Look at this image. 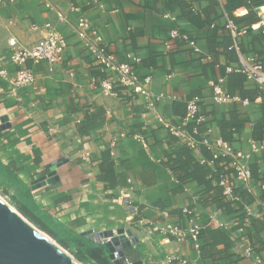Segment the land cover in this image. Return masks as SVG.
Here are the masks:
<instances>
[{"label":"crops","instance_id":"obj_1","mask_svg":"<svg viewBox=\"0 0 264 264\" xmlns=\"http://www.w3.org/2000/svg\"><path fill=\"white\" fill-rule=\"evenodd\" d=\"M49 1L54 9L42 0L0 2V71L6 69L10 77L16 70L10 39L16 41L15 48L31 46L46 35L47 22L69 37L62 62L50 66L27 61L37 82L19 97L0 73V124L5 116L10 123L0 131L1 161L15 165L30 188L34 180L55 171L54 181L31 189L36 204L80 234L131 230L139 239L137 246L125 249L131 262L264 264V133L260 139L254 136L255 126L264 121V94L235 71L254 62L264 66L262 19L236 25L225 9L226 0ZM72 5H79L97 27L108 52L119 59L126 54L140 59L132 66L140 78L152 76L149 90L164 96L155 110L147 108L144 95L117 82L109 94L103 92L101 82L108 74L55 12L73 18L79 12H72ZM258 9L264 13V5ZM191 11L198 12L195 21ZM247 12L242 6L234 15ZM174 27L188 33L200 51L183 38L172 40L166 49L164 42ZM229 67L235 70L228 72ZM220 78L223 89L241 100L214 99L213 83ZM189 101H196L199 109L196 119L186 124ZM170 126L197 142L225 133L236 150L249 152L254 142L262 146L253 152L251 183L233 180L237 199L226 195L221 178L214 177L213 151L207 157L202 144L189 146ZM184 146L201 164L207 160L210 172L202 181L171 169ZM125 193L137 208L130 223L119 199ZM186 208L204 227L199 249L190 240L178 241L161 231L148 234L149 228L168 223L185 228L190 216ZM171 253L187 263L165 259Z\"/></svg>","mask_w":264,"mask_h":264},{"label":"built area","instance_id":"obj_2","mask_svg":"<svg viewBox=\"0 0 264 264\" xmlns=\"http://www.w3.org/2000/svg\"><path fill=\"white\" fill-rule=\"evenodd\" d=\"M4 0H0L3 2ZM13 3L15 0H7ZM45 5L54 9L49 0H42ZM142 2L145 0H136ZM94 3H98L99 0H93ZM70 10L72 12H79V14L73 18L67 16L60 10H56L58 19L69 29L70 34L77 37L79 42L83 45L94 58L95 61L101 66L102 70L108 74L105 80H102L101 86L105 94H109L112 90L113 84H118L128 88L135 94L144 95L147 98V108L149 110H155L156 105L160 102L164 96L163 94L154 95L148 88L151 84L152 76L140 78L137 71L132 66V61H140L138 57H133L131 54H126L123 59H119L114 53L108 52L106 46L100 36L97 27L92 24L90 19L80 12L79 5H72ZM260 14V12H258ZM169 16L170 14H165ZM172 19H176L172 16ZM262 26L264 27V15L262 17ZM230 27H233L230 25ZM46 29V35L39 41L31 46L24 48H15L16 41L10 39L9 44L11 46V63L16 66V70L13 76H9L6 69L0 71L1 75L7 79L11 84V92L19 97L22 89L34 87L37 82V76L33 70L27 67L26 63L29 59L36 62L46 61L50 66L62 62L65 58L66 52L69 47V37L62 30L58 28L53 22H47L44 24ZM236 28L233 29L235 32ZM177 38H183L189 42L190 46L195 52H199V46L196 41L191 39L189 34L183 32L179 27H174L170 31L169 39L164 42L165 48L169 49L171 41ZM235 69L228 68V72H232ZM246 74L248 80L255 82L259 89L264 93V66L261 63L254 62L251 64H244L240 68L236 69ZM168 76L167 78H169ZM224 82V78H220L218 83H213L214 86V99L217 102L225 103L241 100L238 96L229 95L222 87L221 83ZM262 100V96L258 97V101ZM198 104L196 101H189L187 104V114L184 118L185 122L196 119L198 113ZM200 121V119H197ZM170 131L173 135L180 137L189 146L195 148L198 143L207 146L213 151V157L226 156L230 158V165L233 169V178L222 176L220 179V185L223 187L224 193L231 198L237 199L233 194V180H236L244 185H249L252 181V172L250 164L253 158V152L262 147L257 142L252 144L251 151L236 150L233 145L224 140L221 136L206 137L201 142H197L194 138L184 134V132L177 126H170ZM205 162V159H202ZM130 194H122L119 199L120 203L126 207V222H133L134 215L137 213L136 206L131 205ZM188 213L189 220L185 228L179 227L174 223H168L163 228L154 226L149 228L148 234L151 235L154 232L161 231L178 241L190 240L193 242L194 247L200 248V234L203 230V226L197 222L192 216L189 209H185ZM124 235H127L126 233ZM139 240V239H138ZM131 246H137L139 242H136L133 237H130ZM165 259L168 261L179 260L183 263H187V260L182 259L175 253L167 254ZM131 264V263H129Z\"/></svg>","mask_w":264,"mask_h":264},{"label":"trees","instance_id":"obj_3","mask_svg":"<svg viewBox=\"0 0 264 264\" xmlns=\"http://www.w3.org/2000/svg\"><path fill=\"white\" fill-rule=\"evenodd\" d=\"M210 1L211 4H215L218 0ZM262 5H264V0H226L225 9L233 19L234 23L236 25H241L244 22L246 23L250 20L258 21V19H262L257 11V8ZM242 6L246 7L248 9V12L244 15H234L235 11ZM190 13H192L191 19L195 21L194 16L197 15L198 12L191 11ZM260 93L264 94L262 91H260ZM189 122L190 121L186 122V124ZM263 133L264 121L258 123L255 126L254 136L256 139H260ZM221 137L224 140L230 142L229 135H225L224 133ZM201 146L204 150L205 155L207 157H210L207 153V151L210 149L207 146ZM177 155V159L172 163L173 165H171L170 167L180 177H191L193 179H197L198 181H202L210 172V169L206 163L207 160L205 159L206 161L204 162V164H201L198 160L194 159L188 147H182ZM213 162L216 168L214 177H217L219 179L222 176L233 178V169L229 166V157L219 156L217 158H213ZM251 166L252 164H250L252 172ZM0 184H4L7 189H12L11 198L20 213H22L26 218L37 225L41 230L47 232L50 236L56 239L61 246L71 250L72 253H74L80 261L91 262L93 264H116L113 260L110 259L107 251L99 244L92 241L91 239H88L85 235L77 233L68 228L57 218L52 216L48 211L41 209L36 204L30 186L23 182L22 179L18 176L17 167L12 163L5 164L1 161V159ZM205 184L209 186L210 181H207ZM203 232L204 231L202 230L200 234V240L203 236Z\"/></svg>","mask_w":264,"mask_h":264},{"label":"water","instance_id":"obj_4","mask_svg":"<svg viewBox=\"0 0 264 264\" xmlns=\"http://www.w3.org/2000/svg\"><path fill=\"white\" fill-rule=\"evenodd\" d=\"M251 30L252 28H248ZM10 127L8 118H2L0 131ZM55 171L31 183L35 190L52 182ZM127 235H124V234ZM88 239L103 247L116 264H144L142 260L131 262L125 249L131 246L130 237L139 242L131 230L120 228L102 232H83ZM0 264H75L71 256L56 245L49 236L32 224L21 213L0 198Z\"/></svg>","mask_w":264,"mask_h":264},{"label":"rangeland","instance_id":"obj_5","mask_svg":"<svg viewBox=\"0 0 264 264\" xmlns=\"http://www.w3.org/2000/svg\"><path fill=\"white\" fill-rule=\"evenodd\" d=\"M261 17H263L264 14L260 13L259 14ZM11 194H12V189H7L6 186L4 184H0V198L2 200H4L10 207H12L14 210L18 211L20 213V211L16 208L15 204L13 203V200L11 198ZM22 214V213H21ZM23 215V214H22ZM24 216V215H23ZM25 217V216H24ZM26 218V217H25ZM28 219V218H27ZM29 220V219H28ZM30 221V220H29ZM31 222V221H30ZM32 224H34L33 222H31ZM35 225V224H34ZM36 227H38L37 225H35ZM39 228V227H38ZM40 229V228H39ZM41 230V229H40ZM43 231V230H42ZM44 233H46L49 238L56 244L58 245L63 251H65L66 253H68L70 256H71V259L72 261L75 263V264H93L91 262H83V261H80L76 255L74 253H72L71 250L61 246L59 244V242L54 239L52 236H50L47 232L43 231Z\"/></svg>","mask_w":264,"mask_h":264},{"label":"bare ground","instance_id":"obj_6","mask_svg":"<svg viewBox=\"0 0 264 264\" xmlns=\"http://www.w3.org/2000/svg\"><path fill=\"white\" fill-rule=\"evenodd\" d=\"M257 9H258V8H257ZM262 11H263L262 9H258V12L264 14Z\"/></svg>","mask_w":264,"mask_h":264}]
</instances>
